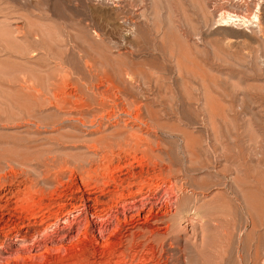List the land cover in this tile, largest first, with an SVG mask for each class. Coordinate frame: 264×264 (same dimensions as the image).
Segmentation results:
<instances>
[{
    "label": "rangeland",
    "instance_id": "374dc122",
    "mask_svg": "<svg viewBox=\"0 0 264 264\" xmlns=\"http://www.w3.org/2000/svg\"><path fill=\"white\" fill-rule=\"evenodd\" d=\"M147 263L264 264V0H0V264Z\"/></svg>",
    "mask_w": 264,
    "mask_h": 264
},
{
    "label": "bare ground",
    "instance_id": "6f19581e",
    "mask_svg": "<svg viewBox=\"0 0 264 264\" xmlns=\"http://www.w3.org/2000/svg\"><path fill=\"white\" fill-rule=\"evenodd\" d=\"M223 14V13H222ZM230 19H232V16H231V14H224V16L222 17V20L223 21H228V20H230ZM238 21V20H237ZM143 174V173H142ZM129 176V175H128ZM133 176V175H132ZM109 179V178H108ZM121 179V182H119L120 184H118L115 180H113V181H111V182H114V187H115V189L117 190L118 189V196H119V200H121V201H123V199H121L123 196H124V192L122 193V190H123V183L124 182H127L128 183V180H130L129 179V177H127V178H125V179H122V178H120ZM111 180V179H110ZM105 186V185H104ZM111 186V185H110ZM121 186V188L122 189H120L119 190V187ZM92 188V187H91ZM109 190H110V188H108ZM127 190H128V188H127ZM102 191V190H101ZM105 190H103L102 192H104ZM110 192H112V191H110ZM109 191H107V193H110ZM100 194V193H99ZM102 194V193H101ZM104 194L105 193H103V196H104ZM113 195H114V193H112ZM111 194V196H110V201L112 202V200H113V202H116V203H119L118 202V200H117V198L115 199L114 197H113V195ZM107 195V194H106ZM102 196V195H101ZM108 196V195H107ZM131 197H133L134 198V196H131ZM135 199V198H134ZM136 200V199H135ZM133 201L132 202V204H133V206L132 207H126L127 205H122V208H123V210L126 212L127 211V209H131V208H133V207H137V205H136V201ZM101 202V201H100ZM124 202V201H123ZM135 204V205H134ZM145 204H141V206H144ZM64 206V205H63ZM120 206H121V204H120ZM105 208V207H104ZM111 208V207H110ZM138 208V207H137ZM119 211H117V213H118ZM120 213V212H119ZM164 222V221H163ZM130 224V223H129ZM132 225H135L134 223H131ZM133 229V228H132ZM126 231V230H125ZM128 232L130 233V230H128ZM137 234V233H136ZM131 235V234H130ZM132 237H133V235H132ZM45 238V237H44ZM124 238H126V236L125 235H122V238H121V242H120V246L121 247H123L124 246V242L122 241ZM130 245L131 246H129L127 249H132V250H135V248L137 247V243H136V239L133 237V239H132V241H130ZM150 263V262H149ZM148 264V263H147Z\"/></svg>",
    "mask_w": 264,
    "mask_h": 264
}]
</instances>
